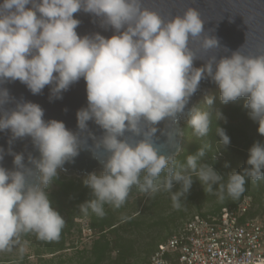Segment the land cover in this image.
Returning <instances> with one entry per match:
<instances>
[{"label":"clouds","instance_id":"9594fccd","mask_svg":"<svg viewBox=\"0 0 264 264\" xmlns=\"http://www.w3.org/2000/svg\"><path fill=\"white\" fill-rule=\"evenodd\" d=\"M81 10L100 18L101 26L110 27L114 34L79 35L80 21L74 13ZM204 33L197 10L188 8L165 20L145 7L144 0H0V85L19 80L33 95L51 85L50 99H60L73 83L81 78L86 82L87 107L77 111V126L84 131L90 120L100 126L104 134L96 147L107 155L100 159L101 174L91 172L83 181L94 198L80 204L82 212L90 209L103 217L104 205L120 208L134 185L142 192L156 193L179 184L182 190L172 199L174 207H180L179 197L193 184L191 175L175 167L183 134L172 146L175 151L165 153L154 142L155 125L166 118L177 123L183 116L196 136H207L209 111L193 106L185 112L204 78L218 85L222 103L247 97L248 115L264 135V48L253 55L240 49L219 59L208 55L203 66L194 67L197 55L189 46L191 39H200L205 52L221 47L215 36ZM10 99L8 90L0 87V132L11 131L10 144L31 137L40 156L29 155L34 168L28 167L23 153L10 148L15 170L0 166V251L10 250L21 233H35L43 241L60 238L65 220L52 207L45 189L80 149L77 134L61 120L46 121L38 103L21 99L15 108L5 110ZM206 103L211 105L213 98L207 97ZM142 123L154 127L141 129ZM125 131L142 138L121 139ZM216 134L223 147L230 144L223 128L217 127ZM248 153V167L229 173L226 184L213 166H198L205 155L203 147L186 162L207 186L206 192L219 185L221 199L225 190L238 199L248 178L264 179V143L255 142ZM3 158L0 147V161ZM162 172L166 176L159 184Z\"/></svg>","mask_w":264,"mask_h":264},{"label":"trees","instance_id":"16d2710c","mask_svg":"<svg viewBox=\"0 0 264 264\" xmlns=\"http://www.w3.org/2000/svg\"><path fill=\"white\" fill-rule=\"evenodd\" d=\"M207 97L213 98L211 105H208L205 99L196 107L210 113L208 135L196 136L189 124L182 127L181 150L175 156V167L177 171L191 175L193 184L188 193L179 197L180 207H174L172 199L173 195L182 190L179 184L174 185L171 191L161 188L156 193L142 192L134 185L120 208L105 204L103 217L97 216L90 209L85 214L81 211L80 204L94 198L91 189L83 182L86 176H66L58 172L45 191L52 207L65 220L60 238L55 241H43L38 239L35 233H21L19 236L20 240L28 241L33 256L40 264H149L151 253L164 243L172 233L171 230H175L186 218L187 203L201 211L203 206L214 202L220 191L219 185H214L211 192H206L204 188L207 186H203L197 174L187 167V157L203 147L205 155L198 159V166H213L224 176L222 183L226 184L229 173L248 167V150L255 142L264 143V135L258 132V122L248 115L249 109L244 106L247 97H240L228 103L221 102L218 91ZM227 116L237 118V123L228 121ZM217 127L223 128L230 137L227 147H223L220 142L216 134ZM218 153L220 156H217ZM165 176L166 173L162 172L157 183L162 184ZM243 195L252 197L254 207L251 215L264 211V179L253 182L248 178L245 191L238 199L225 195L209 212L235 206ZM82 225L90 232L89 247L78 249L74 243L68 246L69 236L74 231L80 233ZM153 233L156 235L153 236ZM163 233L168 234L166 239ZM69 248L75 249L74 255L61 259L62 254ZM53 257H58L59 260L54 262Z\"/></svg>","mask_w":264,"mask_h":264},{"label":"water","instance_id":"95a60500","mask_svg":"<svg viewBox=\"0 0 264 264\" xmlns=\"http://www.w3.org/2000/svg\"><path fill=\"white\" fill-rule=\"evenodd\" d=\"M144 6L158 12L165 20L174 15L182 14L188 8L198 11L202 22H204V35L215 36L221 47L218 50L205 52L201 47L200 39H191L189 46L197 55L193 61L194 67L203 66L208 55L215 54L219 59L221 56L230 55L231 51L237 49L245 54L253 55L264 48V0H144ZM74 17L80 21L76 31L81 36L92 35L96 32L105 37L114 34V30L110 27H102L100 18L93 14L81 10L74 13ZM225 48L228 49L227 52L224 51ZM212 83L210 78H204L200 81L198 90L190 97L185 107V112L194 106L199 98L197 95L200 89L203 91L206 86H210ZM0 87L6 88L12 98L3 106L5 110L15 108L16 102L21 99L38 103L44 109L46 121L50 119L61 120L69 130L77 134L80 145L79 154L71 161L66 162L58 171L66 176L75 175L76 177L103 171L100 159L105 158L107 154L98 149L96 144L104 134V130L92 120L87 122L88 128L84 131H81L77 126V111L87 107L86 82L83 78L70 85L68 90L62 93L60 99H50L52 95L51 85L45 86L43 91L37 95H33L27 86L19 80L5 81ZM186 121L185 117L179 116L177 123L166 118L155 125L157 131L153 139L162 152L175 151L172 146L181 138L179 134L182 132V124ZM140 127L141 129H151L154 126L142 123ZM91 134L95 138H92ZM125 137L141 139L142 135L134 136L133 133L125 131L124 137L121 139ZM10 139V130L0 132V147L4 149V158L0 161V166L8 170H15L14 157L9 154L11 148L13 153H23L24 163L28 167L34 168L28 157L31 155L39 158L40 153L34 146L31 137L13 140L11 144L9 143ZM181 143L182 138L180 150ZM30 179H35V177H30Z\"/></svg>","mask_w":264,"mask_h":264},{"label":"built area","instance_id":"2783aa9c","mask_svg":"<svg viewBox=\"0 0 264 264\" xmlns=\"http://www.w3.org/2000/svg\"><path fill=\"white\" fill-rule=\"evenodd\" d=\"M253 207L252 197L243 195L235 206L190 214L149 264H264V213L251 215Z\"/></svg>","mask_w":264,"mask_h":264},{"label":"rangeland","instance_id":"374dc122","mask_svg":"<svg viewBox=\"0 0 264 264\" xmlns=\"http://www.w3.org/2000/svg\"><path fill=\"white\" fill-rule=\"evenodd\" d=\"M211 89L206 92L203 96H199V98L196 100L194 106L198 105L199 102L205 101L206 97L213 94V92H220L219 87L216 83L213 84ZM200 103V104H201ZM227 120L233 123H237V118H229L230 116H227ZM188 124L187 121L182 124L183 125ZM259 127V125H258ZM220 156V155H217ZM61 173L60 171H58ZM62 174V173H61ZM63 175V174H62ZM75 176V175H71ZM76 177V176H75ZM83 177V176H82ZM53 188V187H52ZM227 195L226 190L223 192V197ZM221 201V191H219L217 198L214 202L203 206L201 208L202 212H207L211 208H214L216 205H218ZM187 207L185 208L186 217L190 214L197 212L194 205H191L189 203L186 204ZM255 208L257 209V205L255 204ZM260 213H264V211H260ZM135 215V214H134ZM173 231V229L171 230ZM156 235V233H153V236ZM168 236L167 233H163V237L166 239ZM148 240V239H146ZM91 241L90 232L85 229V227L81 226V232L74 231L72 235L69 236L67 245L71 246L72 243L75 244V246L78 247V249H82L84 247H89ZM21 249L23 250L21 252ZM75 249L69 248L65 251V253L62 254V258H68L74 255ZM48 258V257H47ZM54 258V257H53ZM59 258L55 257L53 259L54 262L58 261ZM0 264H40L39 260L33 256L32 248L30 247V244L28 241L18 240V243L14 244V246L10 250L0 251Z\"/></svg>","mask_w":264,"mask_h":264},{"label":"bare ground","instance_id":"6f19581e","mask_svg":"<svg viewBox=\"0 0 264 264\" xmlns=\"http://www.w3.org/2000/svg\"><path fill=\"white\" fill-rule=\"evenodd\" d=\"M213 84H214V82H213L210 86H206L204 89L208 91L209 89L212 88L211 86H213ZM205 90L202 91V90L200 89V91H199L197 97H199V96H203L204 94H206V91H205Z\"/></svg>","mask_w":264,"mask_h":264}]
</instances>
